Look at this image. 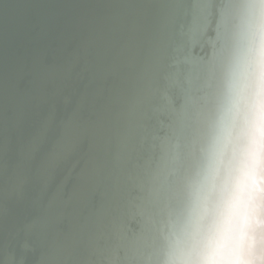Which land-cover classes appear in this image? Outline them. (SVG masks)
Segmentation results:
<instances>
[{"label":"bare ground","instance_id":"6f19581e","mask_svg":"<svg viewBox=\"0 0 264 264\" xmlns=\"http://www.w3.org/2000/svg\"><path fill=\"white\" fill-rule=\"evenodd\" d=\"M261 8L0 0V264H187Z\"/></svg>","mask_w":264,"mask_h":264},{"label":"clouds","instance_id":"9594fccd","mask_svg":"<svg viewBox=\"0 0 264 264\" xmlns=\"http://www.w3.org/2000/svg\"><path fill=\"white\" fill-rule=\"evenodd\" d=\"M187 264H264V8L252 23L239 127L203 205Z\"/></svg>","mask_w":264,"mask_h":264}]
</instances>
